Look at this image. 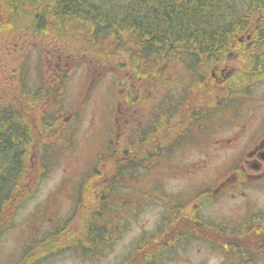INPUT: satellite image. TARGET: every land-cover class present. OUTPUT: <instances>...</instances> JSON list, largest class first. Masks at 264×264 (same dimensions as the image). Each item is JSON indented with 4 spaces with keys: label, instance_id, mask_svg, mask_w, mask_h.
<instances>
[{
    "label": "flooded vegetation",
    "instance_id": "1",
    "mask_svg": "<svg viewBox=\"0 0 264 264\" xmlns=\"http://www.w3.org/2000/svg\"><path fill=\"white\" fill-rule=\"evenodd\" d=\"M226 63L212 68L209 77L228 80ZM121 71L114 78L124 84L115 85L113 93L110 148L97 167H86L84 174L79 172L81 179L72 180L77 182L72 202L81 210L74 208L55 223L40 214L38 222L48 223L49 231L33 233L30 240L36 238L26 246L49 235L64 240L79 233L82 247L93 240L95 256L101 255L108 239L114 245L124 226L146 211L149 218L135 246L118 264H264V208L253 198L264 190V122L255 130L250 119L226 125L231 124L226 121L228 106L206 108L194 93L188 100H167L159 84ZM98 77L100 73H91L90 85ZM74 112L67 117L69 130L77 125L72 123ZM60 126L59 119L52 132ZM65 146L70 148L67 139ZM188 148L201 154L191 163L182 156ZM216 156H223L218 163ZM149 172L161 180L159 196L152 193L154 175ZM91 176L93 197L79 200L80 186L87 190ZM140 179L144 184L132 195V184ZM108 194L117 199L110 202ZM79 222L88 229L80 231ZM28 256L19 264H26Z\"/></svg>",
    "mask_w": 264,
    "mask_h": 264
},
{
    "label": "trees",
    "instance_id": "2",
    "mask_svg": "<svg viewBox=\"0 0 264 264\" xmlns=\"http://www.w3.org/2000/svg\"><path fill=\"white\" fill-rule=\"evenodd\" d=\"M23 1L0 0V8L18 14L25 6L37 31L44 30L48 22L45 32H52L53 37L76 33L73 44L90 56L91 65L129 70L130 76L134 73L135 78L152 84L175 73L179 79H167L165 83H174L166 90L180 89L183 100L194 93L206 108L237 101L247 80L251 84L264 73L259 49L264 40V0ZM120 48L128 52L127 60L111 57ZM67 54L69 66L77 53L73 49ZM58 57L56 54L52 70L46 67L54 77L59 71ZM226 62L232 66L228 80L216 82L209 77L212 68ZM41 63L42 59L38 61ZM42 73L37 87L27 89L21 84L24 87L12 100L0 96V232L10 225L14 208L29 196L25 185L34 168L39 170L38 180L46 169L43 158L39 157L34 166L30 159L35 151L42 152L46 136L57 123V115L47 113V106L61 101L66 74L64 71L48 88L45 70ZM34 126L39 127L37 131ZM83 185L78 198L90 199L95 176L88 178L87 190ZM53 236L28 248L26 264L38 263L71 244Z\"/></svg>",
    "mask_w": 264,
    "mask_h": 264
},
{
    "label": "rangeland",
    "instance_id": "3",
    "mask_svg": "<svg viewBox=\"0 0 264 264\" xmlns=\"http://www.w3.org/2000/svg\"><path fill=\"white\" fill-rule=\"evenodd\" d=\"M101 1L109 3L112 0ZM22 2L24 1L22 0ZM160 3H163V0ZM23 7L22 9L25 11L23 13L18 12V14L0 8L1 99L12 100L24 86L27 89L37 87L43 75L42 72L44 70L46 72L49 61H52V65L56 62V54L64 59L68 55L67 53L75 49L77 55L76 62L73 61L71 63L73 66L67 69L64 87L61 88L63 89L62 104L56 108L61 120L60 130L50 137L46 152L41 154V159L44 157L49 167L44 166L46 168L45 174L40 180H38V169L34 168L30 174V181L25 185L29 196L13 212L12 216H9L10 227L0 234V264H18L22 255V252L20 254L21 249H24L33 238H36L32 237L30 240L32 234L36 232L43 234V232L49 231L50 225L48 223L38 222L40 214H42L41 218L44 221L50 220L55 223L62 221L64 216L67 217L74 211L76 204L71 201L75 200L73 184L76 185L77 182H72V180L80 178L79 172L82 171L84 174L83 171L86 167L93 166L94 168L101 163L100 158L110 148L109 144L113 138L111 118L115 83L113 79L110 80V75L113 73L111 72L104 78L106 73L103 78L98 81L96 79L90 85L88 82L90 56L82 49L77 50L78 44H73L76 33H72L73 37L61 35L53 37L52 32H45L50 25L48 22L45 29L39 32L30 10L26 12V7ZM127 47L129 46L127 45ZM259 49L260 57L263 59L261 62L263 67L264 40ZM111 57L127 60L129 55L124 48H120ZM41 59L43 64L39 65L38 61L40 62ZM64 63H66L65 60L62 64ZM98 67L101 66L98 65ZM21 73H24L25 76H21ZM45 78L48 81V88L56 80V76L47 73ZM255 80L257 82L253 84H249L247 80L246 90L241 97L242 101L234 102L228 107L226 121L231 124L227 123L226 125L232 126L235 122L241 124L250 119L251 123L254 121L252 130L259 128L264 118V73L257 76ZM21 84L26 85L21 86ZM235 105H238L240 109L239 116L233 111ZM50 111L55 112L52 108H49ZM72 111H75L72 123L77 122V125H73L72 130H69L66 123L67 117ZM218 130L220 129H215L216 132ZM224 132L226 130L222 134ZM66 139L70 145L69 149L68 146L56 148L59 146L58 143L62 144ZM67 150L69 152H66ZM190 151V148L182 151V156L187 163H191L201 155L198 152ZM37 157L38 153H34L31 157L32 166L37 162ZM222 157L216 156L214 162L218 163ZM228 160L230 162V159ZM149 175H154L151 183L152 193L154 196H159L161 180L157 177L156 172H149ZM143 184L142 179L132 184V195H137L139 186ZM253 198L260 208H264V190L260 195L255 193ZM107 199L113 202L117 198L108 194ZM132 199H134L133 196ZM129 215H133L132 209ZM148 218L149 214L145 211L142 218L139 217L134 220L131 225H123V231L119 233L114 245L108 239L100 252L101 255L95 256V243L91 240L87 243L86 248H68L50 255V257L44 258L36 264H118L122 257L127 255L135 246V241ZM91 232L93 231H85L87 234Z\"/></svg>",
    "mask_w": 264,
    "mask_h": 264
}]
</instances>
